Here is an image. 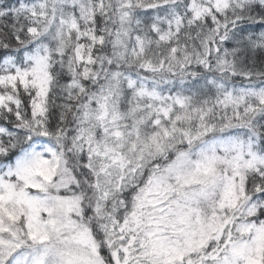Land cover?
Instances as JSON below:
<instances>
[{
    "label": "snow or ice",
    "instance_id": "snow-or-ice-1",
    "mask_svg": "<svg viewBox=\"0 0 264 264\" xmlns=\"http://www.w3.org/2000/svg\"><path fill=\"white\" fill-rule=\"evenodd\" d=\"M0 264H264V0H0Z\"/></svg>",
    "mask_w": 264,
    "mask_h": 264
}]
</instances>
